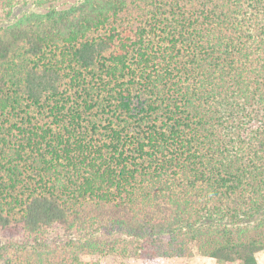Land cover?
Instances as JSON below:
<instances>
[{
  "label": "trees",
  "instance_id": "1",
  "mask_svg": "<svg viewBox=\"0 0 264 264\" xmlns=\"http://www.w3.org/2000/svg\"><path fill=\"white\" fill-rule=\"evenodd\" d=\"M37 3L0 25V232L35 240L1 264H258L264 0Z\"/></svg>",
  "mask_w": 264,
  "mask_h": 264
},
{
  "label": "rangeland",
  "instance_id": "2",
  "mask_svg": "<svg viewBox=\"0 0 264 264\" xmlns=\"http://www.w3.org/2000/svg\"><path fill=\"white\" fill-rule=\"evenodd\" d=\"M80 0H51L52 4L56 5L57 7L63 8L68 7L71 4L77 3ZM47 5H39L37 0H19L12 8H6L0 10V25H6L11 23L16 18H18L24 12H31V11H44L46 10ZM45 242L48 243L52 242H61L67 238L66 233L64 232H56L54 230H50L49 234L44 236ZM13 242L19 246H29L30 248L32 245H35V240L33 238H23L21 236H9L2 232H0V264L9 257H13L14 253L11 254L9 251V243ZM257 260L258 264H264V250L260 253H257ZM185 264H219L214 258L207 257L201 255L197 248H194V255L187 259ZM237 264V263H235Z\"/></svg>",
  "mask_w": 264,
  "mask_h": 264
},
{
  "label": "crops",
  "instance_id": "3",
  "mask_svg": "<svg viewBox=\"0 0 264 264\" xmlns=\"http://www.w3.org/2000/svg\"><path fill=\"white\" fill-rule=\"evenodd\" d=\"M260 252H261V251H260ZM260 252H259V253H260ZM258 263H259V262H258Z\"/></svg>",
  "mask_w": 264,
  "mask_h": 264
}]
</instances>
